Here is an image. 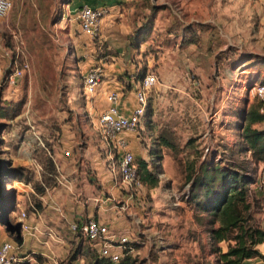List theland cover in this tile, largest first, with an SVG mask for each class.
<instances>
[{
    "label": "rangeland",
    "instance_id": "1",
    "mask_svg": "<svg viewBox=\"0 0 264 264\" xmlns=\"http://www.w3.org/2000/svg\"><path fill=\"white\" fill-rule=\"evenodd\" d=\"M10 1V10L0 18V229L19 244L20 213L28 218L41 210L46 189L58 184L54 161L45 147L51 145L50 139L60 137L65 124L75 123L74 116H84L80 104L91 99L82 93V65L89 55L82 53L85 49L79 53L77 46L91 43L98 35L89 38L79 29L75 14L87 4ZM120 1L128 9L123 11L124 23L118 14L112 23L131 34L130 49L138 46L123 63L130 59L136 77L147 72L156 75L142 123L130 135L142 156L147 151L143 156L147 168L158 179L156 194L150 195L152 187L144 186L139 190L141 197L147 203L156 195L172 201L184 199L190 189L186 177L199 176L202 169L214 176L215 170L212 174L209 170L212 166L237 170L239 176L249 173L255 182L247 186L248 223L264 230V189L258 185L264 161H254L242 139L244 114L258 102L252 82H245L243 66L238 65L247 63L246 57L253 53L264 59V0ZM185 30V42H192L181 41L180 47L177 35ZM100 41L93 49L104 60L99 66L103 73L110 62L107 55L117 51ZM173 58L180 64L178 78L172 71ZM13 59L27 63L28 68L14 85L7 86L4 75ZM249 67L251 75L264 77V60ZM122 86L117 91L122 92ZM254 126L263 127L264 121ZM12 203L15 207L9 212ZM199 218L205 224L210 220L206 215ZM205 230L206 225H199L198 235L185 231V237L194 238L195 243L183 244L179 264H217L216 250L207 249L199 238ZM69 241V250L55 257L57 264H87L91 255L97 257L80 236L73 235ZM77 245L81 251L73 258ZM215 247L225 250L226 244ZM146 252L124 255L141 264ZM38 256L35 259L41 262L44 257Z\"/></svg>",
    "mask_w": 264,
    "mask_h": 264
},
{
    "label": "crops",
    "instance_id": "2",
    "mask_svg": "<svg viewBox=\"0 0 264 264\" xmlns=\"http://www.w3.org/2000/svg\"><path fill=\"white\" fill-rule=\"evenodd\" d=\"M119 2L121 1L72 0L70 2L77 6L80 4H87L90 7L102 6L107 11L100 20L98 36L85 46H77L79 53L85 49L82 53L89 55L88 60H85L82 65V71L96 65L103 66L104 60L97 57L93 49L95 44L101 42L100 40L110 43L107 47H114L113 49L117 53L114 55L111 52L108 54L109 56L107 55L110 62L108 61L109 64L103 70V79L96 85L95 91L89 95L91 99H85L80 104L81 109L84 110V116L81 117L79 114L74 116L72 120L75 123L65 124L60 137L54 141L50 139L51 145H48V148L45 147L54 161L58 184L46 189V193L42 197L43 208L25 218L29 229L22 230L21 242L18 244L19 254L44 257L41 262L36 260V264H52V261L56 263L55 257L67 252L70 248L69 245L72 244L69 240L72 239L74 233L69 230V223L87 217L98 219L106 223L109 229L115 233L126 234L130 239H134L135 242L131 243L132 251L128 255L134 257L146 250V254L141 257L143 258L141 264H149V262L179 264L180 253L185 250L183 244L185 242H188L189 245L195 243L194 238L187 239L185 237V231L190 230V234L193 233L191 231H194L195 235H198L199 225L207 227L204 234H200L199 237L207 249L208 247L214 248V246L221 247V243L225 242L211 244L208 229L216 227L217 223L209 225L201 222L199 216H208V214L196 211L191 200L174 198L175 201H172L166 195H156L147 203L144 197L141 199L139 197L128 198L124 189L116 187L112 183L111 175L106 168V151L98 141L93 123L107 107L106 93L112 89H119L121 83L123 86L121 87V96L117 101V113L127 115L135 105L133 88L135 87L134 75L137 69L133 68L129 58L124 61V64L123 58L125 59L127 54L131 55L133 52H137L138 46L135 47V50L130 49L129 36L131 34L127 35L126 31L112 23L116 14L121 17V23H124L123 15L128 9L123 8ZM125 19L127 20V17ZM137 22L136 24H138ZM185 26H189V24ZM186 32L185 30L184 33L181 32L177 35L180 47L183 43L190 44L192 42L191 39L185 42ZM139 42L142 43L140 47L143 46V39ZM187 55L185 54L184 57ZM179 56L180 54L175 58H179ZM175 58H173L171 67H173L174 78H178L181 73L180 64L178 61L175 62ZM246 60L247 63L238 65L243 66L245 82L247 80L250 82L253 78L250 79L252 71L249 66L256 63V53L248 55ZM154 88L155 86L152 90ZM85 111L88 112L87 115H85ZM131 134L125 132L121 136L125 138L127 148L134 157L144 159L143 156L147 151L144 150L143 156L139 153L136 145L130 141ZM65 151H68L69 154L66 155ZM154 189L155 187L148 189L150 195L156 194ZM121 202L125 205L124 209ZM49 229L53 230L58 237L54 238L48 235ZM5 241H10V239L0 229V246ZM256 248L264 255V242L257 244ZM223 251L225 250L221 249L220 252ZM241 264H264V260L252 257L244 259Z\"/></svg>",
    "mask_w": 264,
    "mask_h": 264
},
{
    "label": "built area",
    "instance_id": "3",
    "mask_svg": "<svg viewBox=\"0 0 264 264\" xmlns=\"http://www.w3.org/2000/svg\"><path fill=\"white\" fill-rule=\"evenodd\" d=\"M10 8V0H0V18L5 17ZM106 12V9L102 6L90 7L83 5L75 14L80 31L90 38L97 36L100 20ZM5 55H8L7 51ZM26 68H28L27 63L21 62L18 64L13 59V65L7 69L4 75L6 85H14ZM101 75V67L97 65L85 71L82 82V93L84 95H91L95 91ZM134 84L135 105L130 113L127 115L117 113V101L121 94L117 89L109 90L105 95L107 107L94 120L93 125L98 141L106 151V168L111 175L113 185L124 189L128 194V198L139 197L141 199L139 190L143 184L137 174L135 157L128 150L127 142L121 134L125 132L136 133L138 131L147 108V94L156 84V75L153 72H147L140 79L136 80ZM251 89L257 100L264 104V84L255 83ZM65 154L68 155L69 152L65 151ZM258 185L264 189V176L261 177ZM121 204L123 205V202ZM124 207L125 205H123V209ZM20 216L21 231L29 229V225L25 222V213L23 211L20 213ZM69 230L86 241L92 250L97 253V257L106 259L111 264H117L125 253L131 252V243L135 242L128 235L115 233L109 229L106 223L91 217L71 221L69 223ZM48 235L54 238L58 237L51 229L48 230ZM23 261L36 264L33 254L21 256L18 254L17 243L5 241L1 244L0 264H20Z\"/></svg>",
    "mask_w": 264,
    "mask_h": 264
},
{
    "label": "trees",
    "instance_id": "4",
    "mask_svg": "<svg viewBox=\"0 0 264 264\" xmlns=\"http://www.w3.org/2000/svg\"><path fill=\"white\" fill-rule=\"evenodd\" d=\"M256 60L264 59L256 56ZM251 77L253 78L250 81L252 82L251 86L255 84L254 81L264 84V77L259 74H257V77L250 74ZM134 78V80H138L141 76H135ZM257 102L258 105H252L244 114L247 122L242 127V139L253 160L264 161V126L253 127V124L264 121V112L260 111L263 103L259 100ZM135 163L141 183L148 187H155L158 179L155 173L148 170L146 161L144 159L136 160L135 158ZM209 170L210 174L215 170L214 176L207 175V170L203 171L202 169L199 176L190 177L188 175L186 177L190 189L183 198L188 201L191 200L196 211L208 214L210 220L207 224L217 223L216 227L208 229L211 244L216 245L220 241L227 242L226 249L223 252H220L214 246L217 252L216 263L241 264L244 259L252 257L264 260V255L256 248L257 244L264 242V230L248 223L247 186L253 181L255 182V179H252L249 173L239 176L237 170L233 171V169L231 171L229 169L222 170L221 167L218 170V167L212 166ZM17 240L21 242L20 235ZM80 249L78 245L75 247L73 258L80 253ZM34 257L39 258L38 255H34ZM132 263L128 255H123L117 264ZM20 264L30 263L23 261ZM88 264L111 263L106 259L91 255Z\"/></svg>",
    "mask_w": 264,
    "mask_h": 264
},
{
    "label": "water",
    "instance_id": "5",
    "mask_svg": "<svg viewBox=\"0 0 264 264\" xmlns=\"http://www.w3.org/2000/svg\"><path fill=\"white\" fill-rule=\"evenodd\" d=\"M14 207H15L14 203H12V206L10 207L9 212L13 211ZM18 229H19V226H18Z\"/></svg>",
    "mask_w": 264,
    "mask_h": 264
}]
</instances>
